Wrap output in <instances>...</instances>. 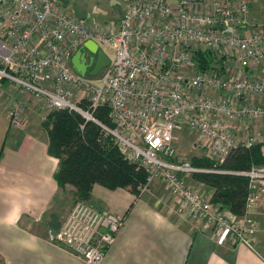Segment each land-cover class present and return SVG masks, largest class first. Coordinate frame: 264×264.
I'll list each match as a JSON object with an SVG mask.
<instances>
[{
	"label": "built area",
	"instance_id": "obj_1",
	"mask_svg": "<svg viewBox=\"0 0 264 264\" xmlns=\"http://www.w3.org/2000/svg\"><path fill=\"white\" fill-rule=\"evenodd\" d=\"M250 2L207 0L200 8L201 0H123L118 22L99 24L75 21L58 0H0V87L28 95L47 114L73 111L97 124L128 161L145 169L140 195L159 182L191 219L214 232L218 246H251L254 216L264 202V165L215 170L232 149L264 139L254 130L264 124V105L254 102L264 98V16L250 32L241 31L249 27ZM87 41L113 53L97 85L71 67ZM197 52L224 58L225 66L199 72ZM246 70L255 74L246 76ZM12 98L8 117L21 127L25 103ZM103 105L110 126L93 118ZM183 130L197 133L215 157L213 168L179 158L176 133ZM200 174L245 178L244 215L213 205L193 178ZM122 226V218L77 201L49 240L85 264H99Z\"/></svg>",
	"mask_w": 264,
	"mask_h": 264
},
{
	"label": "crops",
	"instance_id": "obj_2",
	"mask_svg": "<svg viewBox=\"0 0 264 264\" xmlns=\"http://www.w3.org/2000/svg\"><path fill=\"white\" fill-rule=\"evenodd\" d=\"M201 2L200 8L207 5V0ZM248 10L249 27L241 29L244 32H250L264 16V0H251ZM99 49L113 59L109 47ZM91 56L85 50L86 63ZM252 73L245 71L246 76ZM99 78L84 77L93 85ZM12 97L25 103L21 127L11 125L8 117L15 105ZM254 102L264 105V98ZM47 115L28 95L7 84L0 87V264H85L49 240L66 212L65 200L74 202L75 190L61 189L55 180L59 160L48 153V136L42 127ZM202 146L192 149L194 157L206 156L198 154ZM199 189L211 199V188L199 183ZM86 203L123 219L115 242L99 264H264V202L254 216L257 229L251 246L231 242L218 246L214 232L191 219L159 182L139 197L96 184Z\"/></svg>",
	"mask_w": 264,
	"mask_h": 264
},
{
	"label": "trees",
	"instance_id": "obj_3",
	"mask_svg": "<svg viewBox=\"0 0 264 264\" xmlns=\"http://www.w3.org/2000/svg\"><path fill=\"white\" fill-rule=\"evenodd\" d=\"M224 61V58L218 59L207 52H197L194 59L199 72L222 70ZM80 107L87 109L88 102L80 101ZM93 118L101 124L111 125L109 109L105 105L93 111ZM42 127L48 136V153L59 160L55 177L57 185L61 189L72 187L75 190L74 202L89 201L96 184L110 190L124 189L135 197L140 195L147 179L145 169L128 161L97 124L85 120L76 112L58 110L46 116ZM195 161L191 163L196 167L213 168L212 162L207 159L199 160L202 165L195 164ZM259 165H264V142L250 148L232 149L216 168L237 172ZM195 179L213 190L210 199L213 205H219L238 217L244 215L247 195L245 178L231 174H200Z\"/></svg>",
	"mask_w": 264,
	"mask_h": 264
},
{
	"label": "rangeland",
	"instance_id": "obj_4",
	"mask_svg": "<svg viewBox=\"0 0 264 264\" xmlns=\"http://www.w3.org/2000/svg\"><path fill=\"white\" fill-rule=\"evenodd\" d=\"M60 2L62 3V7L63 6L65 7L63 8L66 10V12L75 21H78V22L87 21L89 23L102 24L106 22L119 20L120 16L123 13L122 12L123 11V0H61ZM100 47H103V46H100ZM103 50H106V49L103 48ZM106 53L108 54L110 58L111 54L107 51ZM112 58H113V54H112ZM254 130L256 134L258 133L260 134L261 137H263L264 124L255 125ZM196 139H197V133L195 131L188 130V133H187L185 130H183L178 134L177 143H176V151H177L179 158L190 160L192 162L197 160V163H195L196 161L194 162L197 165L203 164L199 161L202 158L207 159L210 163L212 161H215V157L208 156V148L206 146L199 147L201 151L198 152V154L205 153L206 155L205 157L203 156L194 157L193 156L196 154V152L193 151L192 149H195V147L197 146L196 143H199ZM263 142H264V139L261 138V140H257L254 143V145H257ZM215 170H218V169L215 168ZM193 178L195 179V177ZM73 204L74 202L70 201L69 199L65 200L63 207H64V210H66V212L64 213V216L59 222V226L55 230H52L51 232L52 234L57 232L63 220L65 219L67 213L72 208Z\"/></svg>",
	"mask_w": 264,
	"mask_h": 264
},
{
	"label": "water",
	"instance_id": "obj_5",
	"mask_svg": "<svg viewBox=\"0 0 264 264\" xmlns=\"http://www.w3.org/2000/svg\"><path fill=\"white\" fill-rule=\"evenodd\" d=\"M85 50L92 54L88 63H86ZM109 64V58L93 41L85 42L71 58L72 70L82 78L101 76L103 70ZM88 69H91V71L89 72Z\"/></svg>",
	"mask_w": 264,
	"mask_h": 264
}]
</instances>
